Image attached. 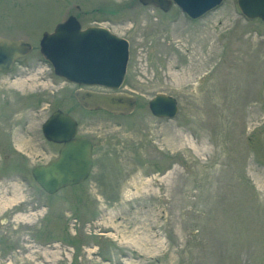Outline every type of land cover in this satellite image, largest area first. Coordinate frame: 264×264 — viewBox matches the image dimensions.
Returning a JSON list of instances; mask_svg holds the SVG:
<instances>
[{
  "label": "rangeland",
  "instance_id": "rangeland-1",
  "mask_svg": "<svg viewBox=\"0 0 264 264\" xmlns=\"http://www.w3.org/2000/svg\"><path fill=\"white\" fill-rule=\"evenodd\" d=\"M69 15L129 41V115L86 110L39 41ZM0 36L30 53L0 71V264H264V23L236 0L191 19L138 0H0ZM174 96L173 118L148 101ZM56 109L95 145L87 180L48 194ZM8 153L6 159L3 154Z\"/></svg>",
  "mask_w": 264,
  "mask_h": 264
},
{
  "label": "water",
  "instance_id": "water-1",
  "mask_svg": "<svg viewBox=\"0 0 264 264\" xmlns=\"http://www.w3.org/2000/svg\"><path fill=\"white\" fill-rule=\"evenodd\" d=\"M166 12L176 5L191 19H197L218 7L223 0H138ZM247 19L264 23V0H236ZM32 45L23 39L0 36V71L26 57ZM39 51L58 77L78 87L73 95L84 109L103 110L113 115H129L136 107V96L121 90L125 80L129 41L103 26L82 28L75 16L59 22L51 32H43ZM100 87L103 90L91 89ZM151 113L158 118H173L178 111L174 96L156 93L148 101ZM45 139L62 144L58 155L32 168L34 181L48 194L78 185L88 179L92 166V144L85 136H76L77 121L67 112L56 109L43 122Z\"/></svg>",
  "mask_w": 264,
  "mask_h": 264
},
{
  "label": "flooded vegetation",
  "instance_id": "flooded-vegetation-1",
  "mask_svg": "<svg viewBox=\"0 0 264 264\" xmlns=\"http://www.w3.org/2000/svg\"><path fill=\"white\" fill-rule=\"evenodd\" d=\"M70 16V15H69ZM68 16V17H69ZM73 16H75V18L79 21V23H80V25H81V27L82 28H85V27H88V26H99V25H87V26H85V27H83L82 26V23H81V21H80V19L78 18V16L77 15H73ZM67 17V18H68ZM66 18V19H67ZM65 19V20H66ZM65 20H63V21H65ZM62 22V21H61ZM58 24V23H57ZM56 24V25H57ZM18 61V60H17ZM16 61V62H17ZM129 61H130V49H129V60H128V63H129ZM61 78V77H60ZM65 83H67V84H70V85H73L74 86V90H73V92H72V94L74 93V91L78 88V87H80V86H78L77 84H74V83H71V82H69V81H67V80H65V79H63V78H61ZM91 89H95V90H103V88H100V87H91ZM73 97H74V95H73ZM78 123H77V132H76V136H82V135H84V134H79L78 133ZM43 135V134H42ZM85 136H87V135H85ZM88 137V136H87ZM45 138V137H44ZM89 138V137H88ZM90 139V138H89ZM47 142H49V143H52L53 145H56V154L54 155V156H52V157H50L48 160H46V161H42V160H39V163H37L36 165H39V164H44V163H46V162H48L49 160H51V159H53V158H55L57 155H58V152H59V150H60V148H61V145L62 144H59V143H55V142H52V141H48L47 139H45ZM91 140V139H90ZM91 144H92V161H93V152H94V149H95V145H94V143L92 142V140H91ZM3 156L7 159L8 157H9V154L8 153H4L3 154ZM36 165H34V166H36ZM33 166V167H34ZM32 167V168H33ZM32 168H31V170H30V173H31V175H32ZM42 189V188H41ZM43 190V189H42Z\"/></svg>",
  "mask_w": 264,
  "mask_h": 264
}]
</instances>
